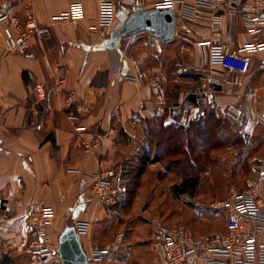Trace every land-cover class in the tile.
I'll return each instance as SVG.
<instances>
[{
  "label": "crops",
  "instance_id": "obj_1",
  "mask_svg": "<svg viewBox=\"0 0 264 264\" xmlns=\"http://www.w3.org/2000/svg\"><path fill=\"white\" fill-rule=\"evenodd\" d=\"M110 1L115 21L98 34L92 29L100 0L9 2L10 14L22 25L33 16L50 26L52 35L45 42L33 40L25 56L9 54L0 43V264H62L56 250L66 222L88 225L80 239L94 258L90 264H165L151 241L157 218L148 217L150 200L136 196L116 209L107 207L92 195L87 180L138 158L147 145L135 133L156 114L167 111V122H191L214 110L231 116L247 144L248 173L256 174L244 190L264 167V50L249 56L247 74L227 73L211 62L210 46L203 44L235 53L263 37L248 33L239 16L215 25L212 13L201 10L194 22L177 17L170 41L147 32L117 39L115 31L127 17L157 9L163 0ZM72 4L81 5L82 18L57 20ZM38 85L45 88L44 100L37 97ZM231 150L241 157L238 147ZM41 202L54 210L49 237L54 255L45 261H38L29 232V211Z\"/></svg>",
  "mask_w": 264,
  "mask_h": 264
},
{
  "label": "built area",
  "instance_id": "obj_2",
  "mask_svg": "<svg viewBox=\"0 0 264 264\" xmlns=\"http://www.w3.org/2000/svg\"><path fill=\"white\" fill-rule=\"evenodd\" d=\"M10 0H0V23L7 25L0 28V43L9 54L25 56L32 47L33 40L45 42L51 38L48 25L41 24L30 16L25 25L9 12ZM159 8H172L176 17L194 22L200 17L201 10L212 13L211 21L222 25L226 16H239L252 36H261L258 43H248L238 52L227 51L223 46H210V59L227 73L247 74L251 67L249 56L264 50V0H163ZM98 25L93 32L98 34L110 29L115 21L114 3L100 0ZM83 10L80 4H72L57 20L78 21ZM229 31L227 42H232ZM134 81V79H129ZM159 84V79L154 80ZM39 100L46 98L43 85L36 87ZM4 129V119L0 115V134ZM86 148H91L86 145ZM90 181L92 195L104 206L117 208L125 201L129 192L130 179L122 168H110L87 178ZM264 167L250 189L233 191L215 207L227 213V230L208 237H198L185 226H169L157 218L153 222L152 245L162 256L165 264H186L190 260L203 264H264ZM54 210L45 203L33 205L29 211V232L31 246L39 259H48L54 255L50 242ZM79 234L87 231L88 225L80 222L77 225ZM1 236V233H0ZM106 252H96V257ZM94 259V258H93Z\"/></svg>",
  "mask_w": 264,
  "mask_h": 264
},
{
  "label": "rangeland",
  "instance_id": "obj_3",
  "mask_svg": "<svg viewBox=\"0 0 264 264\" xmlns=\"http://www.w3.org/2000/svg\"><path fill=\"white\" fill-rule=\"evenodd\" d=\"M209 113L218 114L215 110L207 111L205 114ZM190 116L186 114L187 118ZM222 117L224 126L227 127L223 132L222 147L211 153L212 164L205 170L190 172L184 165L177 164L173 170L168 171L164 168V163H173L179 158H166L162 150L159 151L156 157L152 154L148 160H146L148 153L140 154V157L136 158L138 160L137 165L141 169L143 176L139 178V186L142 185L144 188L138 190V186L134 189V194L129 198L133 199L138 196L141 199L150 200L145 208H149L148 217L151 220L159 217L167 223L183 224L203 237L225 230L226 212L215 207V205L220 201L226 200L234 190L244 191L248 180L254 178L256 174L248 173L250 164L245 158L247 144L240 141L239 146H237L233 142L236 136L240 135L238 124L233 121L231 116ZM181 119L178 118L176 121L185 126L189 125V121L184 122ZM135 134L142 137L141 139L147 145L146 137L141 127H138ZM234 147L242 150L239 155L243 157L241 160L243 162H239L241 158L237 157L238 152L231 150ZM158 159H161V161L158 162ZM186 175H199L198 187L191 195L186 194L175 197L172 194V186L181 183ZM39 260L45 261L46 259Z\"/></svg>",
  "mask_w": 264,
  "mask_h": 264
},
{
  "label": "trees",
  "instance_id": "obj_4",
  "mask_svg": "<svg viewBox=\"0 0 264 264\" xmlns=\"http://www.w3.org/2000/svg\"><path fill=\"white\" fill-rule=\"evenodd\" d=\"M167 113L166 111L156 114L153 118L143 121L141 127L146 137L147 146L141 154L148 153V156H146V160H148L152 154L156 157L159 151L162 150L166 158L178 157L179 159L173 163H164V168L168 171L173 170L177 164L184 165L190 172L205 170L212 164L211 153L222 147L223 132L227 128L224 126L223 117L215 113L204 114L192 120L188 126H185L178 123L176 119L173 122H167ZM240 135H237L233 141L237 146H239L240 141L244 142L243 137ZM240 158L239 162H243L241 161L243 157ZM137 161L136 158H130L114 167L122 168L125 176L130 179L127 198L134 194V189L140 183L139 178L142 172L137 165ZM160 161L161 159H158V162ZM198 184L199 175H186L181 183L172 186V194L175 197L186 194L191 195L196 191ZM166 224L169 226L183 225ZM183 226L195 236L203 237L190 227Z\"/></svg>",
  "mask_w": 264,
  "mask_h": 264
},
{
  "label": "water",
  "instance_id": "obj_5",
  "mask_svg": "<svg viewBox=\"0 0 264 264\" xmlns=\"http://www.w3.org/2000/svg\"><path fill=\"white\" fill-rule=\"evenodd\" d=\"M176 18L172 8L137 10L127 17L123 25L115 31V37L124 39L147 32L161 41H170L175 37ZM56 252L62 264H90L94 261L85 252L77 226L71 222L65 223L58 238Z\"/></svg>",
  "mask_w": 264,
  "mask_h": 264
}]
</instances>
